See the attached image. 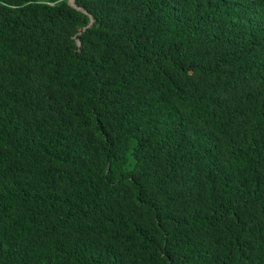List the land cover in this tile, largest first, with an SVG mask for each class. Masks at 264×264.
<instances>
[{"label":"trees","instance_id":"16d2710c","mask_svg":"<svg viewBox=\"0 0 264 264\" xmlns=\"http://www.w3.org/2000/svg\"><path fill=\"white\" fill-rule=\"evenodd\" d=\"M74 3L0 0V264H264V0Z\"/></svg>","mask_w":264,"mask_h":264},{"label":"water","instance_id":"95a60500","mask_svg":"<svg viewBox=\"0 0 264 264\" xmlns=\"http://www.w3.org/2000/svg\"><path fill=\"white\" fill-rule=\"evenodd\" d=\"M67 3L69 6H71L72 8L78 10V11H81L82 13L84 14H87L86 11L82 10V9H79L75 6V3H74V0H67ZM84 30V29H83ZM77 45L79 46L80 45V42L77 40L76 41Z\"/></svg>","mask_w":264,"mask_h":264}]
</instances>
